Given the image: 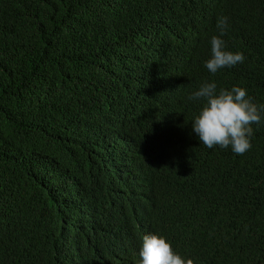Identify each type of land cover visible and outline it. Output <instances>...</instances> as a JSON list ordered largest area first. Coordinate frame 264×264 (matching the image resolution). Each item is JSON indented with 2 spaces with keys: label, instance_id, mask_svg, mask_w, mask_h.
I'll return each instance as SVG.
<instances>
[{
  "label": "trees",
  "instance_id": "obj_1",
  "mask_svg": "<svg viewBox=\"0 0 264 264\" xmlns=\"http://www.w3.org/2000/svg\"><path fill=\"white\" fill-rule=\"evenodd\" d=\"M243 63L205 62L218 19ZM264 104V0H0V264H264V122L192 130L202 83Z\"/></svg>",
  "mask_w": 264,
  "mask_h": 264
},
{
  "label": "clouds",
  "instance_id": "obj_2",
  "mask_svg": "<svg viewBox=\"0 0 264 264\" xmlns=\"http://www.w3.org/2000/svg\"><path fill=\"white\" fill-rule=\"evenodd\" d=\"M219 35L210 40L211 58L205 62L206 68L213 75L225 67H233L246 59L242 52L228 50L223 39L228 29V17L218 19ZM205 101L201 111L194 118L193 132L207 148L214 146L231 150L243 155L250 150L254 135L253 125L264 122V104L258 105L247 90L234 86L230 90L205 81L189 100ZM141 264H194L192 258L182 257L174 251L167 237L158 234H146L142 238L140 250Z\"/></svg>",
  "mask_w": 264,
  "mask_h": 264
}]
</instances>
